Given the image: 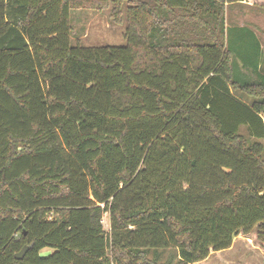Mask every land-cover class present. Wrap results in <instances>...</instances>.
I'll return each mask as SVG.
<instances>
[{
  "label": "trees",
  "instance_id": "1",
  "mask_svg": "<svg viewBox=\"0 0 264 264\" xmlns=\"http://www.w3.org/2000/svg\"><path fill=\"white\" fill-rule=\"evenodd\" d=\"M248 1L0 0V264L264 249V53L225 24ZM72 9L125 16V45L73 44Z\"/></svg>",
  "mask_w": 264,
  "mask_h": 264
},
{
  "label": "rangeland",
  "instance_id": "2",
  "mask_svg": "<svg viewBox=\"0 0 264 264\" xmlns=\"http://www.w3.org/2000/svg\"><path fill=\"white\" fill-rule=\"evenodd\" d=\"M144 1L151 2L152 0ZM258 4L257 0L227 4L225 23L228 27L251 26L264 46V9L260 8ZM124 8L125 6L123 10ZM69 19L71 24L70 39L73 44L78 43L82 46L125 45V16L122 17L121 22L115 23L109 16V9L103 12H96L91 9H72ZM259 141L264 146V140ZM102 227L105 232H109L107 213L102 216ZM253 233L254 229L249 233H239L233 238L229 248L210 251L204 260L193 264H264V249L256 244ZM52 252L53 249L51 248H43L39 254L47 256ZM168 254V251L163 253V261H167Z\"/></svg>",
  "mask_w": 264,
  "mask_h": 264
},
{
  "label": "water",
  "instance_id": "3",
  "mask_svg": "<svg viewBox=\"0 0 264 264\" xmlns=\"http://www.w3.org/2000/svg\"><path fill=\"white\" fill-rule=\"evenodd\" d=\"M30 245H25L23 248L14 255V257L18 260L22 259L26 251L29 249Z\"/></svg>",
  "mask_w": 264,
  "mask_h": 264
},
{
  "label": "crops",
  "instance_id": "4",
  "mask_svg": "<svg viewBox=\"0 0 264 264\" xmlns=\"http://www.w3.org/2000/svg\"><path fill=\"white\" fill-rule=\"evenodd\" d=\"M227 5V4H226ZM226 5H225V9H226ZM226 17V16H225ZM225 20H226V18H225ZM226 24V23H225ZM227 26V25H226ZM240 26H244V25H240ZM251 27V26H250ZM258 40H259V43H260V47H261V49L263 50V53H264V46H263V44L261 43V41H260V38H259V36H258ZM262 66H264V55H263V61H262V64H261ZM262 119H263V115H262ZM263 123H264V119H263Z\"/></svg>",
  "mask_w": 264,
  "mask_h": 264
}]
</instances>
